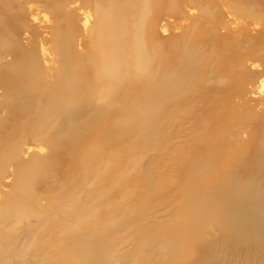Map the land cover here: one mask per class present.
<instances>
[{
    "label": "bare ground",
    "instance_id": "1",
    "mask_svg": "<svg viewBox=\"0 0 264 264\" xmlns=\"http://www.w3.org/2000/svg\"><path fill=\"white\" fill-rule=\"evenodd\" d=\"M223 6L264 29V0H0V175H12L15 191L0 207V264H38L40 251L53 252L59 264H112L121 241L114 240L147 210H132L133 200L121 210L124 219L113 214L81 225L100 216L86 206L110 204L109 190L129 179L157 139L170 145L189 126L194 141L207 144L216 133V146L223 145L216 132L221 106L233 83L242 91L247 75L231 68L243 55L223 39ZM84 7L90 9L76 35L73 19ZM43 11L52 16L41 20ZM129 140L127 168L102 161L115 160L116 144ZM64 148L74 167L82 161V175L76 167L63 191L46 201L36 179ZM42 149L48 154L37 158ZM201 155L185 188L182 228L166 233L164 247L186 264H261L264 177L260 182L256 169L264 160H250L251 173L233 177L236 166L211 169V154ZM144 182L148 195L153 180ZM18 223L25 224L20 235ZM22 235L37 247L30 250Z\"/></svg>",
    "mask_w": 264,
    "mask_h": 264
},
{
    "label": "rangeland",
    "instance_id": "2",
    "mask_svg": "<svg viewBox=\"0 0 264 264\" xmlns=\"http://www.w3.org/2000/svg\"><path fill=\"white\" fill-rule=\"evenodd\" d=\"M89 9L90 7H84L78 11L76 10V16L73 19L78 24V28L76 26V35L81 34L80 27L84 20L83 16ZM220 9V7L218 9L214 8V11ZM188 10L193 11V14L198 13L197 9H187V12H189ZM221 10H223V30H221L223 39L229 46L228 48H236L243 55L242 64L237 66L234 63L231 68H236L238 75H243L242 72L247 74L245 81H243L242 91H237L233 83L229 88V91H231L230 99L224 100L223 106H221L225 115L223 116V124L220 123L218 125L216 132L222 133L223 145L220 148L218 147L219 145L216 146L213 139L216 133L212 137L206 136L208 138L207 144L194 141L191 136L192 128L188 129L189 126L186 124L185 126L188 128L185 129L181 136L173 139L170 145H168L169 141L164 143L156 138L157 140L153 143L152 148L147 150L140 159L138 167L131 168L128 172L129 179L120 182L117 187L109 190L110 204L97 203L93 206H86L88 209H92L95 215L99 213L100 216L98 215V219H95V217L94 219L84 217L81 225H84V222H95L96 220H100L97 223H105L113 214L118 216L117 220L124 219L125 216L121 210L127 202L133 200L137 202V206H133L132 210H147L138 222L125 226L127 228L123 231L121 238L114 240L121 241L116 246L112 264H186L180 258L172 256L168 249L164 247L163 241L170 237L166 235L167 232L182 228V216L186 207L183 206L185 188L191 183L193 169L197 166L198 158L203 156L201 153H205L206 156L208 153L211 154L209 155L211 158L208 157L211 160L209 161L211 169L212 167L224 169L232 165L236 166L237 170L232 173L233 177L248 176L252 170L250 160L253 161L260 156L264 160V29L259 24L248 23L249 19L243 18L235 11H230L229 13L224 6ZM38 16L41 20H45L52 14L43 11ZM182 32V28L174 30V34L177 35H181ZM251 48H256L258 51L245 55ZM196 115L198 114L196 113ZM207 128L212 130L213 126L209 124ZM175 131H179V129L177 128ZM196 135L197 132L194 134V138L198 140L201 135ZM94 142L95 140L90 141L89 148L93 146ZM130 142L129 140L116 144L113 151V155L116 157L114 158L115 160L105 158L102 161L108 165L112 164V168L118 170L127 168V163L132 156L131 154L127 155L124 150ZM34 150H38V148H34ZM40 151L43 153L36 155V157L48 154L47 150L42 149ZM45 151L47 152L45 153ZM79 151L83 155L89 152L87 146L80 148ZM68 153L69 149L64 148L59 153L58 159L56 158L55 161L50 163L46 162L43 170L39 171L34 189L46 201L63 191V183L68 181L72 176L71 174L77 169L76 167L82 164V161H78L76 167H74V164L70 161L71 159L67 157ZM85 163L88 166L89 163ZM85 167L86 165L84 164L83 168ZM254 169H256V166ZM256 170L262 173L256 176L261 182L262 176L264 177V163ZM87 171L90 172L89 170ZM81 172H83L82 169L80 170V175H82ZM80 175L78 178L87 177V175L82 177ZM147 176L153 180V189L148 195L144 193L143 187ZM12 179V175L9 172L0 175V207L15 192L12 186ZM87 184L88 188L95 186L92 181ZM261 184L264 188V181ZM96 185H99L97 180ZM123 189H132L134 194L128 196L124 194ZM42 202L45 203L44 201ZM126 219L128 220V216H126ZM24 225V223L16 224L17 234L23 233L22 228ZM50 225V223H47L46 227ZM138 225L139 227L137 228ZM140 227L141 229H139ZM213 235L215 238L219 236L216 232H213ZM23 236L20 237L22 242L29 239ZM114 241L111 240V242ZM23 243H27L30 250L37 247L34 242L26 241ZM29 255L30 253H28ZM56 257L57 255L53 254V252L41 254L40 251L33 259L38 264H59L54 262ZM242 260L243 258H239L238 261L228 264H247ZM261 264H264V260L261 261Z\"/></svg>",
    "mask_w": 264,
    "mask_h": 264
}]
</instances>
